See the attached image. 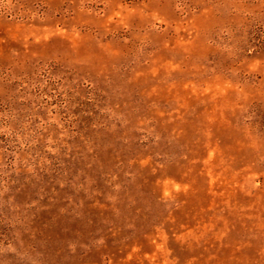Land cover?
I'll return each mask as SVG.
<instances>
[{"label": "rangeland", "instance_id": "1", "mask_svg": "<svg viewBox=\"0 0 264 264\" xmlns=\"http://www.w3.org/2000/svg\"><path fill=\"white\" fill-rule=\"evenodd\" d=\"M0 264H264V0H0Z\"/></svg>", "mask_w": 264, "mask_h": 264}]
</instances>
